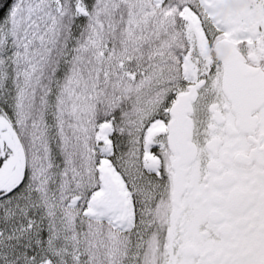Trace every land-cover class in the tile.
Returning a JSON list of instances; mask_svg holds the SVG:
<instances>
[{"label": "snow or ice", "instance_id": "obj_1", "mask_svg": "<svg viewBox=\"0 0 264 264\" xmlns=\"http://www.w3.org/2000/svg\"><path fill=\"white\" fill-rule=\"evenodd\" d=\"M0 264H264V0H0Z\"/></svg>", "mask_w": 264, "mask_h": 264}]
</instances>
